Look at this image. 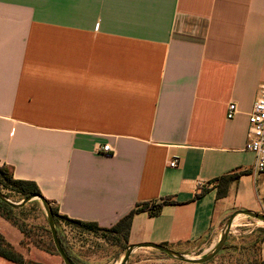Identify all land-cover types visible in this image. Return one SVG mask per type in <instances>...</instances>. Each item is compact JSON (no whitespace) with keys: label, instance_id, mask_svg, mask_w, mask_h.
Masks as SVG:
<instances>
[{"label":"crops","instance_id":"1","mask_svg":"<svg viewBox=\"0 0 264 264\" xmlns=\"http://www.w3.org/2000/svg\"><path fill=\"white\" fill-rule=\"evenodd\" d=\"M262 84L264 0H0V166L99 228L166 201L133 215L126 247L180 254L215 245L234 211L264 212V169L245 149ZM0 234L24 256L1 216Z\"/></svg>","mask_w":264,"mask_h":264},{"label":"rangeland","instance_id":"2","mask_svg":"<svg viewBox=\"0 0 264 264\" xmlns=\"http://www.w3.org/2000/svg\"><path fill=\"white\" fill-rule=\"evenodd\" d=\"M3 168L0 166V169ZM0 193L10 202L19 203L20 195L10 191L1 181ZM11 216L25 226L29 231L24 238L23 251L31 257L29 252L42 254L47 261L41 264H63L56 253L51 240L50 231L46 223L45 213L38 200H33L19 211H13ZM264 224L245 216H238L233 222L230 233L222 250L210 261L217 264H247L257 256L260 238ZM59 239L63 242L74 264H118L125 251L122 234L109 232H90L78 227L66 225L58 220L55 225ZM208 238L200 242L184 244L180 247L182 255L188 258H199L208 253L214 246ZM41 252V253H40ZM35 258V256H34ZM126 264H186L168 257L166 254L153 249H134Z\"/></svg>","mask_w":264,"mask_h":264},{"label":"trees","instance_id":"3","mask_svg":"<svg viewBox=\"0 0 264 264\" xmlns=\"http://www.w3.org/2000/svg\"><path fill=\"white\" fill-rule=\"evenodd\" d=\"M3 168L0 169V175H1V181L4 183L5 187H9L10 191L17 193L18 195L21 196L22 199L26 198L27 196L30 195H38L41 196L37 186L30 181H22V180H15L12 177V174L10 170L4 166ZM239 176V173H230L224 176H221L217 179L218 181V186H217V196L219 198L224 197L227 193L228 186L230 182L237 180V177ZM205 189H202L197 196L201 195ZM167 202L162 201L161 203L155 204V203H142V204H137L135 208L130 211L126 216H124L122 219H120L114 226H112L109 229L105 228H99L95 223H90V222H82L78 220H73L69 219L65 216H60L57 213L56 207L52 206L51 204V209H52V214H53V220H54V225L57 224V221L60 220L64 222L66 225L78 227L83 230H87L90 232H109V233H114V234H122V239L125 242L126 246V241H127V236H128V231L131 223V219L135 213H142L146 212L149 217H154L159 214L161 208L163 205H165ZM21 208H12L8 206L7 204L3 203L0 201V216L8 221L10 224H12L14 227H16L22 235L26 236L28 235L29 231L26 230L25 226L22 224H19L12 216L11 213L13 211H19ZM262 231V236L259 240L261 241L264 238V228L261 230ZM60 242L62 244V247L64 249V252L66 255L69 257L71 260V257L69 253L67 252L66 247L63 245V242L60 239ZM24 244V238L21 242V245ZM256 258L254 260H251L247 262V264H264V260H262L259 257V247L257 249V254ZM0 258H3L11 263L14 264H41V263H36L31 260L26 259L23 257L20 253H18L6 240L5 238L0 234ZM73 263V261L71 260ZM74 264V263H73Z\"/></svg>","mask_w":264,"mask_h":264},{"label":"water","instance_id":"4","mask_svg":"<svg viewBox=\"0 0 264 264\" xmlns=\"http://www.w3.org/2000/svg\"><path fill=\"white\" fill-rule=\"evenodd\" d=\"M33 200H38L42 206V209H43V211L45 213V217H46V223H47V226H48L49 231H50L51 240H52V243L54 245L56 253L62 259L63 264H73L71 262V260L69 259V257L64 252V249L62 247V244L60 242V239H59L58 234H57L56 229H55L51 205L47 200H45L42 196H38V195L33 194L30 196H27L26 198L21 200V202H19V203H12L9 200H7L0 193V201L7 204L8 206H10L12 208H21ZM237 216L249 217L251 219L257 220V221L264 224V214L263 213L250 212L247 210H237V211H234L225 221L222 232L220 234V237H219L218 241L216 242V244L214 245V247L208 253L203 255L202 257L188 258L182 254H179V253L167 248L166 246H163V245H157V244H151V243H142V244H137V245H128L125 248L124 254H123L122 258L119 260L118 264H126L131 253H132V251L134 249H138V248L153 249V250H156L158 252L166 254L170 258H174L177 261L187 263V264H204V263H207V262L211 261L222 250L224 243H225V241H226V239L230 233L233 222Z\"/></svg>","mask_w":264,"mask_h":264},{"label":"built area","instance_id":"5","mask_svg":"<svg viewBox=\"0 0 264 264\" xmlns=\"http://www.w3.org/2000/svg\"><path fill=\"white\" fill-rule=\"evenodd\" d=\"M237 113L234 103H229L226 108V119H232ZM247 143L245 149L254 155L255 170L264 169V84H262L256 94L252 105V110L248 115ZM102 153H108L110 148L103 145L99 148ZM177 159H171L168 162L170 168L178 167ZM264 214V212H263Z\"/></svg>","mask_w":264,"mask_h":264}]
</instances>
